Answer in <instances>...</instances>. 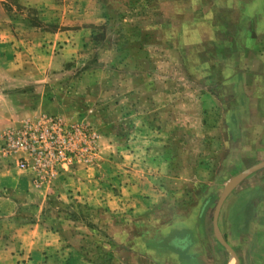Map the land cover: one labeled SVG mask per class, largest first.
<instances>
[{"label": "rangeland", "instance_id": "374dc122", "mask_svg": "<svg viewBox=\"0 0 264 264\" xmlns=\"http://www.w3.org/2000/svg\"><path fill=\"white\" fill-rule=\"evenodd\" d=\"M224 5L221 26L205 0H0V59L9 63L0 79L25 93L20 121L0 134L9 171L0 264H155L152 252L179 208L248 168L236 196L257 192V214L264 53L235 55L242 49L230 44L231 27L255 10ZM242 93L250 110L234 115L231 97ZM44 122L92 137L69 149L59 133L46 134L41 165L27 151L2 153L5 136Z\"/></svg>", "mask_w": 264, "mask_h": 264}, {"label": "crops", "instance_id": "0c3cea01", "mask_svg": "<svg viewBox=\"0 0 264 264\" xmlns=\"http://www.w3.org/2000/svg\"><path fill=\"white\" fill-rule=\"evenodd\" d=\"M205 1L213 9L210 16L211 24L218 25L222 22L220 25L225 26L223 23H227L230 12L225 9L224 4H227V0H222V9L216 7L220 1ZM238 1L240 4L246 3L250 10L255 11H252L251 21L245 20V26L240 20L246 18V14L243 12L239 16V22H236L235 27H231L232 31L229 32L234 36V41L230 44L239 45L238 51L242 49L235 55L240 56L251 51L262 55L264 53V47H261L264 41V0H232L234 4ZM232 7H234L233 4ZM224 29L220 27L221 32ZM224 33H228L227 29ZM5 50L6 46L0 49V56L5 54ZM228 59H234L232 54ZM8 64L7 59H0L1 66L6 67ZM233 79H237L238 83L241 82L237 74L231 77V80ZM3 81L5 80L0 79V134L16 126L20 121L21 117L17 111L23 105L25 98L22 90H7L3 87ZM249 97L251 95L243 93L241 96L231 97L238 103L234 105L237 109L236 112L233 111L234 115H244L249 112ZM259 98H262L264 102V95ZM262 113L264 114V109ZM238 128L240 129L239 125ZM6 172H9L8 167L0 157V191L4 190L8 184ZM74 173H77L76 170ZM252 173L253 171L249 168L246 169L244 173L236 177L237 180L232 185L228 182L221 184L218 181L223 178L218 177L216 181L209 182L211 189L207 194L200 193L196 195L197 201L188 203L183 209L179 208L183 211L169 221L163 234L164 239L159 241L158 247H155L152 252L155 264H264V203L262 207L259 205L257 214H254L252 212L253 208L255 209V204L252 202L254 197L251 196L258 193L249 189L244 194L236 196L238 189L244 186ZM75 175L71 176L73 180L79 178ZM14 183H17L16 186L21 184ZM221 186V190L217 191V187ZM5 194L7 195L0 192L1 200L6 199ZM117 197L119 196H115L114 199ZM263 201L264 199L261 200ZM111 203L116 204V201ZM210 211H213L211 215ZM204 212H208L205 215L206 218H203Z\"/></svg>", "mask_w": 264, "mask_h": 264}, {"label": "built area", "instance_id": "2783aa9c", "mask_svg": "<svg viewBox=\"0 0 264 264\" xmlns=\"http://www.w3.org/2000/svg\"><path fill=\"white\" fill-rule=\"evenodd\" d=\"M38 130L39 131L36 132L32 131L31 129H25L17 134L5 136V138H3L4 142L2 146V153L5 155H10L19 151H27L33 156H37L38 164L41 165L46 159L43 155H41V152L39 151V145L41 143V139H43L46 134L49 135L52 140H54V135L56 136V134L59 133L66 141L69 149H73L75 147L77 138H80L84 142L88 137H92L88 133L83 134L81 137L80 135L69 136L67 132L63 131L62 127L60 128L52 122H44L40 124ZM37 133L41 134L37 135ZM82 150L85 151L86 148L83 147ZM22 166L25 167L24 164H22Z\"/></svg>", "mask_w": 264, "mask_h": 264}]
</instances>
